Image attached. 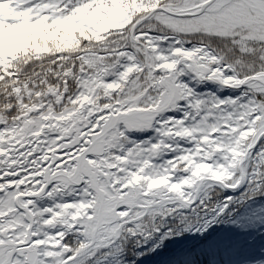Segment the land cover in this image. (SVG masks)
<instances>
[{"label": "snow or ice", "instance_id": "obj_1", "mask_svg": "<svg viewBox=\"0 0 264 264\" xmlns=\"http://www.w3.org/2000/svg\"><path fill=\"white\" fill-rule=\"evenodd\" d=\"M241 187L264 194V0H0V264H135Z\"/></svg>", "mask_w": 264, "mask_h": 264}, {"label": "trees", "instance_id": "obj_2", "mask_svg": "<svg viewBox=\"0 0 264 264\" xmlns=\"http://www.w3.org/2000/svg\"><path fill=\"white\" fill-rule=\"evenodd\" d=\"M201 87L216 91L218 86ZM223 90L228 93L221 90L222 96L234 94V91ZM245 191L243 187L229 189L214 197L213 202L221 204L225 202V196L233 199L205 231L196 230L205 218L203 209L199 215L184 210L187 219L183 223V213L164 218L161 231L151 239H145L140 245L134 241L128 244L124 259L135 264H264V194L242 198ZM169 229L171 234L161 239ZM157 244L159 246L154 247ZM139 252L144 255L137 256ZM104 264H114V261L110 258Z\"/></svg>", "mask_w": 264, "mask_h": 264}, {"label": "rangeland", "instance_id": "obj_3", "mask_svg": "<svg viewBox=\"0 0 264 264\" xmlns=\"http://www.w3.org/2000/svg\"><path fill=\"white\" fill-rule=\"evenodd\" d=\"M223 91H224V90H222V93H223ZM136 135H138L139 137L141 136V134H136ZM143 135H144V134H143ZM143 135H142V136H143Z\"/></svg>", "mask_w": 264, "mask_h": 264}]
</instances>
